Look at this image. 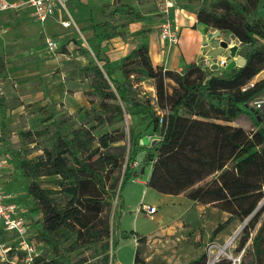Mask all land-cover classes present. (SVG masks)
<instances>
[{"label": "trees", "instance_id": "1", "mask_svg": "<svg viewBox=\"0 0 264 264\" xmlns=\"http://www.w3.org/2000/svg\"><path fill=\"white\" fill-rule=\"evenodd\" d=\"M250 4L251 0L248 4L210 0L208 8L196 10L197 21L213 27L216 35L229 31L238 49L248 46L242 64L231 60L222 71L195 63L180 71L164 69L152 64L147 44H141L121 61L125 82H115L109 66L103 70L98 53L83 66L92 77V91L101 98L100 110H85L87 122L94 123L66 133L55 131V141L35 160L22 164L30 178L27 195L42 214L30 239L35 240L37 251L38 244L44 243L53 252L47 258L38 251L30 264H80L70 263L67 254L85 245H99L102 263H109L108 250L116 246V239H111L112 201L117 197L122 208V189L137 151L131 149V130L126 134L114 128L98 136L94 130L119 123L125 115H141L148 126L159 128V137L149 146L154 152L146 158L152 160L147 181L151 189L167 195L190 190L192 200L213 204L241 220L252 214L264 197V118L251 116L255 125L251 130L231 124L245 112L241 105L264 89V78L252 82L264 70V16ZM118 35L115 28L99 34L102 40ZM131 74L154 80V103L130 96ZM169 81L174 82L171 91ZM43 176H56L54 187H42L37 179ZM254 222L245 225L244 240ZM115 225L120 226L119 215ZM251 250L258 263H264V222L252 237ZM206 261L202 254L187 264ZM132 264L145 263L135 253Z\"/></svg>", "mask_w": 264, "mask_h": 264}, {"label": "rangeland", "instance_id": "2", "mask_svg": "<svg viewBox=\"0 0 264 264\" xmlns=\"http://www.w3.org/2000/svg\"><path fill=\"white\" fill-rule=\"evenodd\" d=\"M237 1L248 4V0ZM88 2L91 6V17L86 19L89 29L81 28L82 21L81 23L77 21L76 26L72 25L64 31L54 29L46 35L45 33L39 35L36 39L31 37V43L36 44L39 50H29L26 53L28 55L6 65V69L4 67V77L10 76L12 81V105L36 103L40 96L36 90H40L43 85L41 79L46 80L54 76L60 77V83L66 85L70 95L76 97L78 94L77 96H79L76 98V108L74 109L76 111L72 114L67 112L65 107L67 100L65 99L64 102H60L59 106L56 104L43 105L38 110L30 111L25 120H20L16 113L14 118L13 115L9 117V123H3L5 129L1 142L7 143L6 146L16 157L18 168L16 179L23 184L21 185L23 194L20 197L21 201L25 198L24 191H27L30 181L22 168L23 162L35 160L42 153L44 147H49L55 141V131L66 133L83 123L87 126L94 123L87 122L88 116L85 110H100L101 98L92 91L90 87L92 77L89 71L83 70V66L97 53L101 57L103 56L99 50L101 42L99 34L106 28H115L120 32H126L128 26L142 20L146 25L152 26L165 18L162 13L161 15L154 14L157 10L155 0H88ZM71 3H73L71 0L66 1L68 9L71 8ZM209 3L210 0H177L178 5H187L195 11L203 5L208 8ZM250 6L251 8L255 7L257 12L264 16V0H251ZM77 8L76 12L79 13L80 10H83L82 14H88L86 7L82 8L81 5V8ZM151 30L153 29L146 28L143 31ZM208 30L215 32L213 27H208ZM46 38L56 42L57 47L54 50L44 49ZM212 38L226 43L222 50L229 56L230 44L234 42L230 32L223 31L220 35L213 34ZM5 45L6 53L13 52L10 50L9 42H6ZM198 64L204 67L205 62ZM101 65L106 71V66L103 63ZM218 70L222 71L223 68L220 67ZM260 78H264V70L259 72L252 82ZM129 82L132 98L139 101L150 99L151 102H155L156 91L153 79L143 74H131ZM57 84L53 81L48 85L55 88ZM168 84L169 91H171L174 82L169 81ZM111 85L114 89L115 85ZM18 88H24L25 93L23 95L16 93ZM74 89L76 94H73ZM261 96H264V89L250 99L246 106L241 105L246 113L240 114L231 124L243 126L246 130L255 128L251 116L257 115L259 118H264V108H256L253 104L254 100ZM50 114L54 122H51L52 119L48 122L45 121L44 117ZM114 128L122 129L126 134L129 130L132 131L133 145L131 149L136 150L137 155L140 152H145V156L148 157L151 152H154L149 146L151 140L159 137V128L154 130L151 125H147V122L142 120L135 122L130 116L125 115L121 122L96 128L94 133L98 136ZM143 137L148 140L146 145L140 143ZM253 149L256 148L251 150ZM145 162L147 161H142V166L145 165ZM148 162L152 161L148 160ZM142 166L136 170H130V178L138 179L144 171L143 167V171L140 172ZM124 168L125 162L122 166V169ZM56 178V176H43L39 177L37 181L44 188H52ZM122 190L127 203H131V206L126 207L120 226L117 227L115 225L116 217L121 213L119 200L115 197L112 201L111 239H116V246L115 249L108 250V264H114L116 256L120 262L132 263L135 253L145 264H187L202 254L206 255V264L209 261H212V264H260L251 250L252 237L264 222V209L259 210L261 208L259 205L251 215L241 220L236 215H231L213 204L192 200L189 197L190 190L178 195L165 196L147 188L145 184H139L129 179L124 182ZM139 199L140 202L156 206L155 214L150 217L140 213L137 204H134ZM39 216L41 218L42 214ZM253 220L255 221L254 225L248 228L249 235L244 240L246 235L244 227L246 224L251 225ZM220 224H222V229L214 233ZM132 230L134 233H131ZM32 231L34 230L30 231L29 229L30 235ZM221 250L222 252H220ZM38 251L47 258L53 257V252L44 243L38 244ZM100 251L99 245H85L69 252L67 258L70 263L103 264ZM261 258L264 260V257Z\"/></svg>", "mask_w": 264, "mask_h": 264}, {"label": "crops", "instance_id": "3", "mask_svg": "<svg viewBox=\"0 0 264 264\" xmlns=\"http://www.w3.org/2000/svg\"><path fill=\"white\" fill-rule=\"evenodd\" d=\"M71 2L73 3H71V8L68 9V13L71 17L72 24L67 27L62 24V21L67 20V16L60 7H58L54 15L47 19V21L44 23L36 21L33 17L31 8L26 6L20 8L17 11L0 12V25L3 27L2 36L0 38V63L2 64V66L0 67V141L3 130L5 129V124L3 123H9V117L13 115L14 118L16 116V113L19 116L20 120H25L30 111H34L35 109L38 110L43 105L56 104L59 106L60 102H64L65 99L67 100L65 101L67 112L69 114H72L74 111H76L74 110L76 108V98H79V96H77L78 94H76L75 89L73 90V94H76V97L74 95H70L66 85H62L60 83L61 79L59 76H54L53 78L50 77L46 80L41 79V83H43V85H41L40 90H36L37 93H40V96L38 97L40 101L38 100L36 103L28 102L27 105H12V81L10 79V76H7L5 78L3 75L6 69V65H9L15 60L28 55L26 53L29 50H39L36 44L31 43V37L36 39L39 35L44 33L46 35L47 33L52 32L54 29L64 31L72 25L76 26L77 21L80 23L82 21L81 28L89 29L87 23L88 21L86 19H90L91 17V6L88 0H71ZM155 3L157 10L154 12V14L161 15V0H155ZM81 5L82 8L83 6L87 8L88 14H82L83 10H80L79 13L76 12V7H78L77 9H79L81 8ZM172 5L173 6L169 10L168 17L172 26L177 32L176 42L169 43L165 40L160 39V37L158 36V28L162 21H159V23L153 22L154 24L150 26L146 25L145 21L143 20L140 22L132 23L130 26H128V30L126 32H120L118 29H115L120 33V35L118 36L111 37L105 40L101 39L99 50L101 51V54L103 56L101 57L99 55L102 60L100 65L103 63L106 67L109 66L111 70L110 76L115 82L121 83L126 81L120 68L121 61L130 52V50L138 47L141 44H147L149 57L154 66L175 71H180L189 64H198L202 62H205L204 68L207 67L208 69L212 65H214L211 64V60L217 57L226 58L227 63L225 66H227V64H229L231 60L236 61L239 59V55L237 53L233 57H229L228 54H225L222 48H220V42L215 38H212L213 34H217L216 30L215 32L209 31L208 27L206 28L203 23H199L196 18V11L194 9L188 7L187 5H178L177 0H172ZM146 28L153 30L143 31ZM6 42H9L10 50H13V52L6 53ZM29 43L31 44L28 45ZM233 44L234 42L230 45L232 46ZM45 48H47L46 44L44 46V49ZM217 50H220L219 52L221 53L216 55L214 52H217ZM216 69H219V67H217ZM53 81H55V83H58L55 88H53L54 86L49 87L48 85ZM109 82L110 84H113L111 81ZM16 93L23 95L25 93L24 88H18L16 90ZM51 116L52 115L50 114L44 117L45 121L48 122L52 119L51 122H53L54 119ZM129 116L135 122H141L142 120L141 115ZM147 142L148 140L145 137L140 140V143L142 145H146ZM6 145L7 143L4 144L1 142V155L6 157L8 160V163L4 167L3 188L7 194H10L13 199L17 200L18 207L26 217L31 231V229H33V226L35 225L34 222L41 220L39 216V214L41 215V212L39 210H34L31 197L27 195V191H24L25 198L23 201H21L20 197L23 196L21 192V185L23 184L21 181H18L16 179V175L18 172L16 157ZM143 167L144 171L143 173H141V176L138 179L129 178V180H132L139 184H145L147 188H150L147 185V181L150 177L152 162H145V165L142 166L140 170L143 169ZM146 169L147 171L145 172ZM163 195L166 196L167 194ZM122 200L123 205L122 208H120L121 213H119L120 222L122 221L126 207L131 206V203H127L125 195L123 194V190ZM140 201L141 200L139 199V201L134 204H137V207H139L144 203ZM148 205L154 206L153 204ZM132 231L134 232V230ZM10 236L11 238H9ZM0 239L8 243H15V237L9 232L0 231ZM132 263L120 262L117 256L114 259V264Z\"/></svg>", "mask_w": 264, "mask_h": 264}, {"label": "built area", "instance_id": "4", "mask_svg": "<svg viewBox=\"0 0 264 264\" xmlns=\"http://www.w3.org/2000/svg\"><path fill=\"white\" fill-rule=\"evenodd\" d=\"M66 1L67 0H0V12L17 11L26 6L31 8L33 17L36 21L44 23L47 19L52 17L56 9L60 7L67 16V20L62 21V24L67 27L72 24V20L68 13ZM172 6V0H161L160 11L165 18L158 28V36L160 39L169 43L176 42L177 40V32L168 17L169 10ZM2 32L3 27L0 25V38ZM45 41L48 49L54 50L57 47L54 40L46 39ZM226 63L227 60L224 57H217L211 60V64H216L219 68H223ZM242 89H245V87ZM253 104L256 108H264V96L255 99ZM7 163V158L1 155L0 141V231L9 232L15 237V243H8L0 239V264H16L18 260L20 264H30L33 258L38 255V251L36 249L35 240L30 239L29 224L26 217L19 209L17 200L13 199L10 194H7L3 188V173ZM129 167L131 170H136L139 164L134 160L129 164ZM258 205L260 207L264 206V197L261 198ZM138 211L147 216H151L155 213L156 207L143 203L138 207ZM208 264H212V261H209Z\"/></svg>", "mask_w": 264, "mask_h": 264}, {"label": "water", "instance_id": "5", "mask_svg": "<svg viewBox=\"0 0 264 264\" xmlns=\"http://www.w3.org/2000/svg\"><path fill=\"white\" fill-rule=\"evenodd\" d=\"M231 38L233 39V37H231ZM225 46H226V43L224 41L220 42V48L225 47ZM238 48H239V45L234 40V44L229 47V52H230L229 57H233L236 54V52H237V54L239 55L238 62L240 64H242L244 59H245V57H246V55H247L248 46L240 47V49H238ZM215 54L217 55V54H220V53L215 52ZM214 66H216V64H214ZM146 158H147V156H145V152H140L136 156V161L138 162L139 167L141 166L142 161L146 160ZM149 160L152 161L151 159H149ZM142 171H143V169L140 170V172H142Z\"/></svg>", "mask_w": 264, "mask_h": 264}, {"label": "bare ground", "instance_id": "6", "mask_svg": "<svg viewBox=\"0 0 264 264\" xmlns=\"http://www.w3.org/2000/svg\"><path fill=\"white\" fill-rule=\"evenodd\" d=\"M220 252H222V250Z\"/></svg>", "mask_w": 264, "mask_h": 264}]
</instances>
